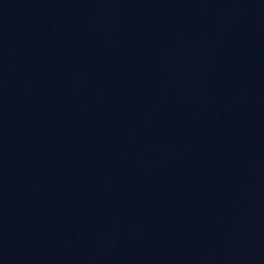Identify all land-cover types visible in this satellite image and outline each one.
Segmentation results:
<instances>
[{
    "label": "water",
    "instance_id": "water-1",
    "mask_svg": "<svg viewBox=\"0 0 264 264\" xmlns=\"http://www.w3.org/2000/svg\"><path fill=\"white\" fill-rule=\"evenodd\" d=\"M0 264H264V0H0Z\"/></svg>",
    "mask_w": 264,
    "mask_h": 264
}]
</instances>
